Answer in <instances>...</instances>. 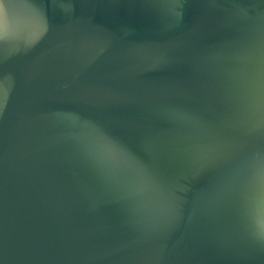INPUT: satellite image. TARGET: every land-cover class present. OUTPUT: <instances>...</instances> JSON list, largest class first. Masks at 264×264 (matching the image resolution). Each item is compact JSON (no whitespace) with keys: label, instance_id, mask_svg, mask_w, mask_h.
Here are the masks:
<instances>
[{"label":"water","instance_id":"obj_1","mask_svg":"<svg viewBox=\"0 0 264 264\" xmlns=\"http://www.w3.org/2000/svg\"><path fill=\"white\" fill-rule=\"evenodd\" d=\"M0 264H264V0H2Z\"/></svg>","mask_w":264,"mask_h":264},{"label":"snow or ice","instance_id":"obj_2","mask_svg":"<svg viewBox=\"0 0 264 264\" xmlns=\"http://www.w3.org/2000/svg\"><path fill=\"white\" fill-rule=\"evenodd\" d=\"M0 6H2V0H0ZM5 39V36L0 35V42L4 41ZM7 90L6 78L2 73H0V110H2L5 104ZM258 126L264 128V118H261V120L258 122ZM256 178L264 179V153H262L257 160L250 163L249 165L248 175L245 183L246 192L251 188Z\"/></svg>","mask_w":264,"mask_h":264}]
</instances>
